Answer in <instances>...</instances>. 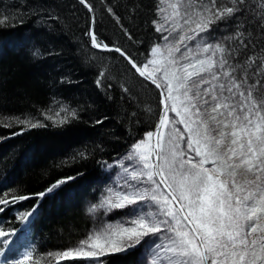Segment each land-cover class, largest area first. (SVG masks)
<instances>
[{"label":"snow or ice","instance_id":"obj_1","mask_svg":"<svg viewBox=\"0 0 264 264\" xmlns=\"http://www.w3.org/2000/svg\"><path fill=\"white\" fill-rule=\"evenodd\" d=\"M79 2L94 11L89 0ZM108 11L123 29L119 16ZM156 13L155 31L168 43L152 46L142 62L122 47L99 42L94 18L85 33L93 48L118 53L130 66L126 71L154 85L162 110L156 129L124 157L129 164L120 182L90 209L128 211L95 228L78 247L47 253V264L69 258L105 264L99 257L137 245L144 248L146 264H264V44L251 55L245 52L264 38V0H157ZM241 17L248 24L258 21L255 37L245 33ZM221 23L235 31L212 43L213 26ZM104 76L101 71L98 87ZM20 122L44 126L33 116ZM71 179L35 195L43 198ZM30 198L13 194L9 200L4 194L0 205ZM34 211L21 214L25 229ZM16 235L0 230V264L33 259L30 246L16 259L7 256Z\"/></svg>","mask_w":264,"mask_h":264},{"label":"trees","instance_id":"obj_2","mask_svg":"<svg viewBox=\"0 0 264 264\" xmlns=\"http://www.w3.org/2000/svg\"><path fill=\"white\" fill-rule=\"evenodd\" d=\"M89 2L102 44L122 47L137 62L161 44V34L153 25L157 0ZM109 8L119 16L123 29ZM5 19L7 23L0 24V196L31 198L0 205L5 209L0 212V230L17 233L13 250H5L10 259L30 246L32 262L47 264V253L76 248L88 236L92 229L88 206L97 202L108 175L115 173L107 167L154 130L162 105L159 92L126 71L130 66L118 53L91 47L90 36L85 35L91 16L76 0H0V21ZM247 20L241 17L244 31L255 37L258 21L248 24ZM213 27L212 43L235 31L223 23ZM261 44L264 38L245 52L251 55ZM225 45L235 46L228 41ZM236 58L243 61L245 56ZM101 71L105 76L98 87ZM27 116L38 118L44 126L21 123L20 118ZM64 177L73 179L43 198L35 195ZM33 209L25 229L21 214ZM142 255L137 245L99 259L105 264H142ZM52 264L57 261L52 259ZM59 264L94 261L69 258Z\"/></svg>","mask_w":264,"mask_h":264},{"label":"rangeland","instance_id":"obj_3","mask_svg":"<svg viewBox=\"0 0 264 264\" xmlns=\"http://www.w3.org/2000/svg\"><path fill=\"white\" fill-rule=\"evenodd\" d=\"M164 35H167V33H164ZM171 39H172V37H170V40ZM166 43H168V42H165L162 40L161 44H159V45L161 47H163ZM177 55H179V53H177ZM180 127H182V126H180ZM127 154H128V152H127ZM127 154L125 156L121 157L120 159H118L117 161H115L114 163L110 164L107 167L106 171L109 172L111 169H114L115 173L113 171L110 175H108L107 181L104 184L103 194L98 198L97 202L95 204L88 206L87 213L92 220V229L90 230V232L93 231L95 228H98L102 223H105V222H113L114 223V222L120 220L125 215V213L128 211L127 208L121 209V210L125 211L123 213H117V211L120 209H115V210H112L111 212H106L104 208H98L95 212L90 211V209L94 205H97L101 202V200L104 198V196L106 195L109 188L113 187L114 185H116L120 182L121 174L123 173V165L129 164V161L124 159V157H126ZM141 248L143 251L142 264H146V256H145L144 248L142 245H141ZM27 264H34V262H32V260H30L27 262Z\"/></svg>","mask_w":264,"mask_h":264},{"label":"water","instance_id":"obj_4","mask_svg":"<svg viewBox=\"0 0 264 264\" xmlns=\"http://www.w3.org/2000/svg\"><path fill=\"white\" fill-rule=\"evenodd\" d=\"M80 5H82L80 2H79V0H76ZM82 7L86 10V11H88L83 5H82ZM90 16H91V20L93 19V13L91 12L90 13ZM90 44H91V39H90ZM92 47V46H91ZM93 48V47H92ZM93 49H95L96 51H100V52H107V51H101V50H99V49H96V48H93ZM148 84H150L152 87H154L155 89H156V87L154 86V85H152L149 81H146ZM158 92H159V90L158 89H156ZM158 121H159V119H158ZM158 121H157V123H156V125H155V127H154V130L156 129V127H157V124H158ZM152 140H153V143H154V141H155V137H153L152 138Z\"/></svg>","mask_w":264,"mask_h":264}]
</instances>
